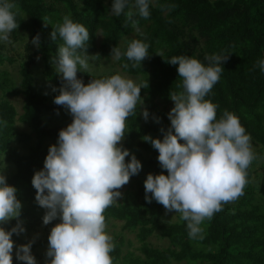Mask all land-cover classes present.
I'll use <instances>...</instances> for the list:
<instances>
[{
  "label": "trees",
  "instance_id": "trees-1",
  "mask_svg": "<svg viewBox=\"0 0 264 264\" xmlns=\"http://www.w3.org/2000/svg\"><path fill=\"white\" fill-rule=\"evenodd\" d=\"M10 2L18 6L13 9L18 27L10 33L11 43L0 41V155L13 166L5 176L6 182L17 189V199L22 204L20 219L25 231L13 234L14 245L19 241L28 243L22 234L36 231L41 224L45 238L32 243L31 250L39 244L48 245L50 228L59 222L57 219L49 225L43 224L45 209L35 201L36 190L31 179L34 172L43 168L49 146L57 143L59 130L71 121L52 125L45 122L46 115L59 112L63 107L49 102L33 69L36 61H41L45 79L62 84L56 65L50 61L57 55L62 40L57 36L55 42L51 41L50 33L67 15L88 29L90 39L85 51L97 60L111 56L114 47L123 52L133 39L149 45V56L141 65L133 67L134 61L126 57L116 60L122 72L139 77L137 84L148 81V87L141 90V97L150 115L146 122L138 107L136 115L126 121L123 148L134 154L142 167L125 189H119L122 197L104 212L106 231L109 226L120 224V230L112 235L113 264H264V160L258 172L263 201L253 202L257 187L251 185L253 173L249 167L243 195L235 203L224 204L211 220L206 219L201 225L204 238L193 240L179 214L168 221L161 204L145 200L146 175L161 172L167 175V172L160 168L157 150L142 140L144 135L162 139L160 129L170 127L167 114L174 105L169 93L181 90L178 88L181 78L178 65L167 63L168 59L187 55L207 66L206 56L230 53L222 64L224 71L219 81L205 99L217 105V119L224 110L234 113L250 135L257 155L264 157V72L256 66L257 60L264 59V0H149L150 16L147 19L138 14L134 16L139 22V31L127 21L124 13L116 16L111 12L112 0ZM132 2L129 0V6ZM45 17L49 21L47 26L43 21ZM37 35L38 47L31 43ZM16 43L21 45L16 47ZM80 54L83 55L82 50ZM6 64L18 65V88L11 83L9 70L3 67ZM80 71L77 77L84 83L91 78L107 77L91 69ZM17 95L23 98L21 112L9 98ZM153 117H158L160 122L156 123ZM18 123L28 125L36 137L35 145L26 154L12 145L19 135ZM15 224L13 219L2 226L8 230ZM124 232L133 233L137 247H132V241ZM152 236L163 242L153 243Z\"/></svg>",
  "mask_w": 264,
  "mask_h": 264
},
{
  "label": "clouds",
  "instance_id": "clouds-1",
  "mask_svg": "<svg viewBox=\"0 0 264 264\" xmlns=\"http://www.w3.org/2000/svg\"><path fill=\"white\" fill-rule=\"evenodd\" d=\"M13 9H18L14 2L0 0V41L5 43H11L10 33L18 27ZM111 12L116 16L124 13L139 31L134 16H150L149 0H133L130 6L129 0H112ZM43 21L49 25L47 17ZM57 36L62 43L50 61L56 65L62 84L59 89L53 87L58 92L53 102L65 108L72 119L59 130L43 168L31 179L35 201L45 209L43 224L59 220L47 237L45 264H113L110 253L115 244L106 231L104 212L122 197L119 189L141 170L140 161L122 147L121 141L127 132L126 121L136 115L138 107L142 118L146 122L149 119L141 97L148 81L137 84L114 74L91 78L85 84L77 72L88 69V29L66 15L62 23L52 27L51 41L55 42ZM31 43L38 47L39 35ZM148 48V44L133 39L123 52L112 48L111 56L115 60L126 57L136 67L149 56ZM229 54L206 56L207 66L187 55L168 59L167 63L178 65L181 78V90L169 93L174 105L167 114L170 127L160 129L162 139L142 137L157 150L160 168L167 172L146 175L145 200H155L166 213L179 214L193 240L204 238L201 225L206 219L211 220L224 204L243 195L247 169L256 158L251 137L239 118L224 110L217 119V105L205 99L219 81ZM157 55L162 57L161 53ZM256 66L264 72V59L257 60ZM153 119L160 122L158 117ZM126 157L130 159L126 161ZM16 193L0 173V264H12L14 248L17 260L37 264L31 254L32 241L14 245L11 238L25 231L20 219L22 204ZM13 219L16 224L6 230L2 225Z\"/></svg>",
  "mask_w": 264,
  "mask_h": 264
},
{
  "label": "rangeland",
  "instance_id": "rangeland-1",
  "mask_svg": "<svg viewBox=\"0 0 264 264\" xmlns=\"http://www.w3.org/2000/svg\"><path fill=\"white\" fill-rule=\"evenodd\" d=\"M20 45L21 43L15 44L16 47H19ZM42 66L43 64L41 61L39 60L36 61L33 72H34L36 80H38V82L41 83V86H40L41 91L47 95L49 102H53L54 97L58 94V92H54L52 89L53 87L59 89L61 85H57L56 83L45 79V77L43 76ZM3 67L9 70L11 83L15 86V88H18L19 81H20V76L18 74V68H17L18 65L17 64H13V65L6 64V65H3ZM88 69H91L94 72L101 73L102 75H106V76L120 74L124 76L125 78L133 80L136 83L140 81L139 77L122 72L121 69L116 64V60L112 56L97 60L95 57L89 54L88 55ZM9 98L13 102V104L16 106L18 112H21L22 105H23L22 96L21 95L10 96ZM161 106L162 105H160V107ZM44 119L48 125H52V124H63V123L69 122L71 121L72 117L65 108H61L59 112L57 111L54 114L46 115ZM17 130L19 131V135L13 141L12 145L20 153L26 154L29 152V148L35 145L36 137L34 136L33 132L30 130V127L24 123H18ZM121 145L123 147V140L121 141ZM252 150L255 153L256 158L252 161L251 165L249 166L253 173L250 176V181H251L252 186L257 187L256 191H254L253 202L261 203L263 201V195L261 191L259 190L260 175L258 172L264 160V157L257 155V150L255 146L253 145H252ZM12 170H13V166L5 160L4 155H0V173L6 176L7 173H9ZM126 186L127 185H124L122 187V190L125 189ZM238 200L239 198L236 199L235 201L229 202V204L235 203ZM165 215H166V219L168 220L170 219L173 220L176 217V214L174 211L166 213V210H165ZM119 230H120V224L116 223L114 226L108 227L107 233L110 236H112L114 232L119 231ZM124 233L127 239H130L132 241V245H133L132 247L133 248L137 247L138 243L136 242V239L134 238L133 233H129V232H124ZM22 237L25 238V241L27 242L32 241V243L37 242L38 239H44L45 234L43 230V225L41 224L36 231L30 232L27 235L22 234ZM150 241H152L155 244H160L163 242L162 240L157 239L155 236H152L150 238ZM22 244L24 243L19 241V242H16L15 245H22ZM47 247L48 245L46 243H43L35 247L34 250H31V254L35 257L37 264H45V258H46L45 253H46ZM18 262L19 260L15 258V248H14L12 264H16Z\"/></svg>",
  "mask_w": 264,
  "mask_h": 264
}]
</instances>
